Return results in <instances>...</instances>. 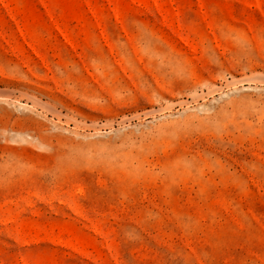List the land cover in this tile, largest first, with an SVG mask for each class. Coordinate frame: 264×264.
<instances>
[{
  "label": "rangeland",
  "instance_id": "obj_1",
  "mask_svg": "<svg viewBox=\"0 0 264 264\" xmlns=\"http://www.w3.org/2000/svg\"><path fill=\"white\" fill-rule=\"evenodd\" d=\"M0 264H264V0H0Z\"/></svg>",
  "mask_w": 264,
  "mask_h": 264
}]
</instances>
